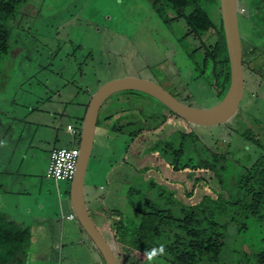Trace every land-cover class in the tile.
<instances>
[{"label": "rangeland", "instance_id": "1", "mask_svg": "<svg viewBox=\"0 0 264 264\" xmlns=\"http://www.w3.org/2000/svg\"><path fill=\"white\" fill-rule=\"evenodd\" d=\"M255 2L252 4L254 14L257 7L262 8L260 2ZM206 3L202 6L207 11L218 14V0ZM248 6L249 0H237L241 64L245 69L243 94L231 117L224 123L204 127L172 116L173 120H166L130 144L126 143L125 130L117 135L103 136L96 128L84 178L86 203L92 193L90 185L106 184L108 173L112 175V180L109 179L112 193L102 206L106 208L110 201H117V207L124 214H131L134 208L124 193L130 186L143 191L151 184L145 195L153 198L158 191H164L163 196H171L175 206L185 207L209 203L216 199L217 193L227 198L229 194H235L230 190L234 187L231 180L235 167H231L228 176L220 173L221 182L213 173L174 171L151 145L162 137L177 143L176 131H193L209 144L215 142L213 148L222 153L232 146L230 130L239 121L246 123L242 129L248 137L260 138L264 143V30L253 22L254 14L248 13ZM155 8L150 0H25L7 18L8 52L0 57V103L5 97L12 103L11 110L0 105V212L12 216L13 205L19 202L21 216L14 215L22 217L19 222H24L29 232V242L18 255L20 264H95L100 259L83 234H79L80 240L67 230L68 225L71 228L78 225L75 219L63 223L59 220L56 196L64 185L69 186V181L55 184L45 177L48 162L45 156L47 152L49 156L48 148L73 146L71 139L77 145L78 137H70L59 129L58 136L53 143L48 141L51 145L47 148L40 123L48 111L55 112L58 118H65L61 119L60 125L71 121L79 129L84 109L81 107L73 112V103L75 105L79 99L85 106L101 84L126 76L153 81L177 100L193 107H208L219 99L206 72L202 75L199 72L200 45L211 40L210 32L200 37L186 35L189 30L183 18L170 21L167 18L170 12L165 15ZM190 8L188 6L186 12ZM246 16L250 17L247 21ZM117 96H122L118 105L121 112L140 111L147 115L153 105L160 112L164 111L143 93L125 94L122 91L108 99ZM74 115L80 119L73 120ZM123 122L121 120L119 124ZM137 124L152 128L157 122L139 120ZM142 147L144 154H140ZM232 147L236 148L232 152L233 158L243 164L245 161L251 164L264 156V147L249 140L239 139ZM10 152L14 153L13 157ZM23 152H26L25 156ZM188 155L186 149L181 161ZM261 168L264 169V163L259 166ZM17 180L21 182L18 186L14 185ZM24 190L28 191L27 195L21 193ZM33 196L39 199V206L30 204ZM41 199L43 202H39ZM27 204L31 206L29 209ZM63 205L69 210L67 200ZM236 223H244L246 228L240 237L235 236L236 224L228 221L225 237L230 250L225 252V257H229L233 249L239 251L242 248L250 253L257 250L252 244L264 229V215ZM55 230L62 233L61 241L56 238ZM54 236L56 249L53 248L54 240L51 242ZM106 239L118 255V264H149L144 254L135 250L128 252L108 237ZM242 241L243 247L240 246ZM159 261L154 264H164Z\"/></svg>", "mask_w": 264, "mask_h": 264}, {"label": "trees", "instance_id": "2", "mask_svg": "<svg viewBox=\"0 0 264 264\" xmlns=\"http://www.w3.org/2000/svg\"><path fill=\"white\" fill-rule=\"evenodd\" d=\"M24 1L0 0V57L8 52L9 26L7 18L14 12L16 6ZM150 1L152 6L156 7V11L163 12L165 15L170 12V16L171 14L175 16L168 15V20L174 21L183 18L189 30L186 35L192 34L195 37H200L210 32L211 40L208 43L201 42L200 45L202 59L199 62V72L201 75L206 72L213 85L215 95L220 98L228 83V60L218 14L212 15L202 6L209 0ZM188 6L191 8L186 12L185 9ZM244 19L248 20L247 17ZM257 21L264 27V21H261L259 17ZM242 68L243 71L245 65ZM123 92L125 94L140 93L136 91ZM154 101L164 110L163 112L157 110L154 105L147 115L141 114L140 111H124L112 123L111 129L114 134L117 135L125 130L126 143L130 144L138 135L155 130L172 116L177 117L158 101ZM121 120L125 122L119 124ZM139 120L142 122L149 120V123L157 122V124L152 128H145L137 124ZM245 124L239 121L230 130L232 135L229 142L233 141L232 146L240 139L243 142L249 140L254 145L264 147L260 138L254 139L245 134L242 129ZM128 128L129 131H127ZM224 128L226 129V127ZM176 135L177 143L165 140L163 137L152 143L151 146L157 148L158 156L166 159V164L174 171L213 173L220 182L223 180L220 173H227L228 176L231 167H235L233 180H231L234 187L230 189L234 190L235 194H229L227 198L217 193L216 199L210 200L209 203L202 202L197 206L185 207L175 206L176 202L171 199V196H163L164 191L155 193L158 196V202H156V196L152 198L145 195V190L151 184L147 185L143 191L130 186L127 188L126 196L134 207L131 214L135 215L124 214L119 209L103 211L100 226L96 225L97 228L105 238L113 240L128 252L135 250L145 255L147 249L164 244L167 255L157 259L164 264H264V229L261 235L256 237L255 244H252V247L257 249L255 252L250 253L246 249H242L241 247L245 246L242 241L241 250L233 249L229 257L224 256L225 252L230 250L225 237L228 221L236 224V231L233 234L240 237L246 224H237V220L243 221V219L257 217L262 213L264 215V169H259V166H263L264 156L254 160L251 164L246 161L243 164L233 158L232 152L236 148L232 146L220 153L213 148L215 142L209 144L193 131L187 133L176 131ZM188 135V139L185 138ZM229 142L228 144L231 145ZM186 149L189 155L185 161H181L186 154ZM143 151L140 154H144L145 149ZM192 156L195 158L193 159ZM216 202L218 203L215 204ZM28 242L27 228L17 225L0 212V264H20L19 252ZM90 244L96 251L93 244L91 242ZM113 252L117 259L118 255L115 251Z\"/></svg>", "mask_w": 264, "mask_h": 264}, {"label": "water", "instance_id": "3", "mask_svg": "<svg viewBox=\"0 0 264 264\" xmlns=\"http://www.w3.org/2000/svg\"><path fill=\"white\" fill-rule=\"evenodd\" d=\"M218 18L228 60V83L222 96L208 107H193L177 100L153 81L139 77H121L101 84L90 96L80 121L78 157L68 186L71 213L87 239L101 257L103 264H118L108 240L92 220L84 197V178L90 159L98 111L111 95L136 91L148 95L182 120L196 126L224 123L236 110L243 94L242 52L237 17V0H218Z\"/></svg>", "mask_w": 264, "mask_h": 264}, {"label": "crops", "instance_id": "4", "mask_svg": "<svg viewBox=\"0 0 264 264\" xmlns=\"http://www.w3.org/2000/svg\"><path fill=\"white\" fill-rule=\"evenodd\" d=\"M187 55L189 56V53H187ZM58 96L60 97V94ZM74 98L75 97H73V99ZM121 98H122V96H117V97H114L113 99H108L107 98L106 101H104V103L101 105V107H100V109L98 111V116H97V121H96V128H98L101 131V133H102L103 136H105V135H108L109 136L111 133L114 134L113 130L111 129L112 123H114V121L116 120V118H118V116L123 113V112H121L118 109V105H120L119 103L121 101ZM10 100H11L10 98L5 97L1 101L0 105L3 106L6 109H10L11 110L10 103H12V101H10ZM33 102H36V100H34ZM84 104L85 103L81 104V100L77 99L76 102H75V105L73 103V106H74L73 112H75V109H76V112H77L78 109H80L81 107H83V109H85V106L86 105L84 106ZM28 106H30V105H28ZM25 108H27V107H25ZM27 110H31V108H27ZM10 112H12V111H10ZM83 113H84V110H83ZM55 115H57L55 112L48 111L47 112V115L45 116V118L42 119V122L40 123V126H42V128H43L42 134H44V138L43 137L42 138H43L44 144L47 146V148L51 145L49 142H52L53 143V140L56 139V137L58 136V133L57 132L59 131V129L64 130L65 133H67L70 137H72L66 131L65 127H66V125H73L74 127H76L75 124L72 123L71 121H66L63 125H60L61 119H65V118L64 117L58 118ZM69 115L71 116V114H69ZM58 116H60V115H58ZM73 117H74L73 120L80 119V116H78V115H74ZM168 120H173V119L172 118H169ZM96 128H95V131H96ZM54 130H55V133H53ZM142 135L143 134H140L137 137L139 138V136H142ZM94 136H95V134H94ZM70 143H73L72 145H74L73 139H71ZM28 149H29V147H27V150ZM50 149L51 148H48V151L49 152L52 149H54V147L51 150ZM142 150H143V147H142L141 151ZM46 152H47V150H46ZM25 153L26 152H23V156L26 155ZM10 156L13 157L14 156V153L10 152ZM19 157H20V154H19ZM47 157H48V152H47V156H45L46 160H47ZM123 161H125V159H123ZM45 169H46V167H45ZM111 178H112V175H110L108 173V175H106V184L99 185L98 183H92L90 185V190H91L92 193H90L89 201L86 203V206L88 208V211L90 213V216H91L92 220L94 221L95 225H97V226H100L101 217L103 215V211H106V210H109V209H119L120 210V208H118L117 205H116V202L117 201H115L114 203H113V201H110V203H108L109 204V207L104 208L102 206L103 205V202L104 201H107L106 199H107L108 195H110L112 193V191H111V187L112 186H109L112 183V182L109 181V179L112 180ZM12 182H13V180H12ZM57 182H59V181H54L55 184ZM20 184H21V182H19L18 180L16 182H14V185H16V186H18ZM35 186L36 185H34V187ZM34 189L36 190V188H34ZM57 189H59V188H57ZM21 193L23 195H27L28 194V191L27 190H24V191H21ZM37 193H38V190H37ZM124 193H126V192H124ZM38 197H40V195ZM21 198L22 197H20L19 199L22 202V199ZM35 198H37V197L36 196H33V198H32L33 200H31L30 204H38V200L39 199H35ZM56 199H57L56 203H57V205L59 207V210H60V218H59L60 222L63 223L65 221H72V219H70V218L67 217V215L71 213L70 206L68 207L69 208V210H68L63 205V201L64 200H67L68 201V187L66 185L63 186V189H62V191L59 192V194L57 193ZM39 202H43V199H41V201H39ZM23 204H25V203H23ZM40 204L41 203H39L38 206ZM68 204H69V202H68ZM14 205L12 207V216H8V215H5V216L8 219H10L13 222H15L17 225L24 227L26 224L24 222L22 224L19 222V220L22 219V217L18 218L17 216L14 215L16 213V215H20L21 216V214L19 212L20 211L19 202L15 203ZM30 207L31 206L27 204V208L29 209ZM26 217L28 219L32 218L31 215L26 216ZM67 230L69 232H71L74 236H76L77 238H79V234H83L85 236L84 232L80 229L79 225H76V226L73 225L72 228H71V225H70V227L68 225L67 226ZM54 234H57L56 238L59 241H61L62 233L59 232V234H58V232L55 230ZM56 238L54 236L53 239H52V241H51V242H53V240H54V242H53V246H54L53 248L54 249H56V242H57V239ZM71 238H73V237H71ZM79 239L82 240V237H80ZM86 239H87V237H86ZM62 245H63V242L61 244V247H62ZM18 258L20 259L19 256H18ZM22 259H23V257H22ZM95 264H103V263H102V260L99 259V260L96 261Z\"/></svg>", "mask_w": 264, "mask_h": 264}, {"label": "built area", "instance_id": "5", "mask_svg": "<svg viewBox=\"0 0 264 264\" xmlns=\"http://www.w3.org/2000/svg\"><path fill=\"white\" fill-rule=\"evenodd\" d=\"M66 131L72 137H78L79 129L73 125H66ZM78 157V147H57L49 152L48 162L45 169V177L53 181H70L74 175ZM73 219L72 213L67 215Z\"/></svg>", "mask_w": 264, "mask_h": 264}, {"label": "clouds", "instance_id": "6", "mask_svg": "<svg viewBox=\"0 0 264 264\" xmlns=\"http://www.w3.org/2000/svg\"><path fill=\"white\" fill-rule=\"evenodd\" d=\"M166 255V246L164 244H160L158 247H153L145 251V256L149 264H154V262H156L159 257H163Z\"/></svg>", "mask_w": 264, "mask_h": 264}, {"label": "flooded vegetation", "instance_id": "7", "mask_svg": "<svg viewBox=\"0 0 264 264\" xmlns=\"http://www.w3.org/2000/svg\"><path fill=\"white\" fill-rule=\"evenodd\" d=\"M253 1L260 2V3H261V7H262V8L257 7V9H256V13H255V14H254V11L252 10V4H253ZM256 2H255V4H256ZM256 6H257V5H256ZM248 7H249V11H248V13L251 12V14H254L253 22L256 23L261 29H264V27L261 26V25L258 23V21H257L258 17L261 19V21H264V18H263V16H264V1H259V0H249V6H248ZM246 17H247V16H246ZM249 18H250V17H247L248 20H249Z\"/></svg>", "mask_w": 264, "mask_h": 264}]
</instances>
